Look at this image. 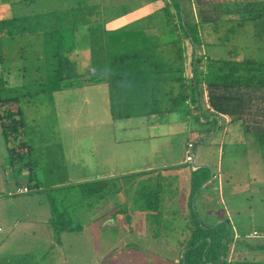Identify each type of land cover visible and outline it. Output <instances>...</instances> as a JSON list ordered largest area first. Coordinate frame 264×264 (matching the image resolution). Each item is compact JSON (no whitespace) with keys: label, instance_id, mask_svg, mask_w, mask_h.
I'll return each mask as SVG.
<instances>
[{"label":"rangeland","instance_id":"1","mask_svg":"<svg viewBox=\"0 0 264 264\" xmlns=\"http://www.w3.org/2000/svg\"><path fill=\"white\" fill-rule=\"evenodd\" d=\"M161 3L0 0V19L18 21L16 34L1 43L11 69L5 76L7 84L2 95L16 96L23 113L25 140L31 147L23 159L36 162L29 173L31 178L24 177L20 172L22 165L14 162L15 182L22 184L25 180L31 187L29 193L9 196L10 189L0 188V195L12 202L0 203V264H185L183 253L197 240L192 232L194 225L209 226L206 224L211 220L215 223L211 227L225 232L222 257L226 250L235 261H264V139L256 135L249 142L234 139L233 124L219 129L218 123L206 137L192 136L193 143L201 146L200 153L206 150L214 163L198 168L195 174L193 165L187 162L150 176L143 171L95 177L130 164L113 162L94 146L103 134L112 142L115 125L118 127L122 120V102L108 115L106 86L115 88L116 98V90L125 92L131 81L130 94L136 93L144 100L143 108L174 102L169 108L179 107L184 116L186 101L182 90L166 93V88L157 87L165 83L156 86L148 80L141 84V74L136 72L140 68L141 73L155 77L157 73L153 72L159 69L161 77H167L161 81L177 85L178 80L185 86L180 79L187 77L179 59L180 48L172 49V44L181 47L178 43H187L189 54L192 46L188 40L171 41L178 34H170L167 28L157 29L161 17L155 19L153 13ZM187 16L190 20L188 13ZM116 20L120 24H114ZM228 26L226 23L219 31L210 24L202 28L203 40L209 42L205 44L207 52L229 57L235 48L233 55L238 59L264 60V19L245 21L233 34ZM174 27L179 30L177 23ZM150 45L169 49L148 50ZM137 79L139 89L132 86ZM204 103L207 104L205 97ZM263 106L264 102H259L252 108ZM201 115L207 116V112L201 109ZM114 117L115 122L111 120ZM159 117L162 121L180 116L162 113ZM181 133L180 130V137ZM2 134L0 131V139L4 138ZM176 135L172 149L167 148V139L154 146L156 162L164 157L185 156V148ZM123 152L127 154V149ZM220 165L224 176L221 195L219 190L211 189L218 188L214 172L219 171ZM204 171L206 174L202 175ZM198 175L205 181L199 186L201 180L197 182L198 188H193L195 194L191 197L190 187ZM204 193L215 198L218 205L214 209L209 201H202ZM200 202L208 207L207 219ZM29 214L34 217L28 219ZM207 239L211 244V237Z\"/></svg>","mask_w":264,"mask_h":264},{"label":"trees","instance_id":"2","mask_svg":"<svg viewBox=\"0 0 264 264\" xmlns=\"http://www.w3.org/2000/svg\"><path fill=\"white\" fill-rule=\"evenodd\" d=\"M158 2H162V6L153 13L156 14V17L151 15V18L155 17V19L161 17H159L161 24L157 29L167 28L170 34H178V38L171 41L188 40L192 46L190 72L187 73L184 69L183 74L186 73L187 77L182 76L180 79L185 82L195 109H201V99L206 93L212 114L229 115L232 118L231 121H243L248 118L255 124L261 123L262 125L264 113L259 112L261 109L253 110L252 105L264 102V60L249 57L238 59L236 55H233V51H236L235 48L230 50L229 57L212 56L207 52L208 50H205V44L209 42L203 40L202 28L210 24L215 31H219L221 26L228 23L227 29L228 31L232 29L231 33L233 34L245 24V21L264 19V0H155V3ZM189 9L191 13H189ZM187 13L190 20H188ZM176 23L179 25V30L174 27ZM17 24V20L0 19V124L13 162L24 160V155L31 152V147L25 140L23 113L16 96L2 95L7 84L5 76L7 73H11V69L8 66L9 62L1 43L5 37H13L16 34L17 28L15 29V27ZM175 44L177 43L172 45L176 47ZM178 44L181 47H176V49L180 48L179 59L182 61L185 58V50L183 49V42ZM201 49H203L202 53H199ZM133 55L136 57L138 53H133ZM66 57L68 56H64V58ZM61 64L62 62L59 63V65ZM261 125L255 126L254 133L264 139V131ZM35 164V162L30 161L32 167ZM201 178L198 186L205 181V177ZM21 187H28L27 193L31 191L29 186H19L9 195L26 194L18 192ZM197 188L195 187V190ZM192 232L197 240L192 241L190 248L186 251L185 264H264V261L251 262L241 259L235 261L226 254V250L224 259L221 261L222 239L225 237V232L199 223L194 225ZM208 236L211 237V244L207 239ZM199 240L201 243L197 244ZM226 245L227 242H225V247ZM257 247L262 248L263 245ZM251 248L256 247L252 246Z\"/></svg>","mask_w":264,"mask_h":264},{"label":"crops","instance_id":"3","mask_svg":"<svg viewBox=\"0 0 264 264\" xmlns=\"http://www.w3.org/2000/svg\"><path fill=\"white\" fill-rule=\"evenodd\" d=\"M120 22V21H119ZM118 22V23H119ZM117 22H114V24ZM120 24V23H119ZM116 25V26H120V25ZM105 47H101V50L104 49ZM176 47L172 48L175 49ZM163 49H169V47H164V45H157L156 47H154L153 45H150V49L148 48V50H163ZM183 49L185 50L184 52V56L185 58H183L182 62H183V68H185V70L187 71V73L190 72V67H191V54H189V47L187 43H183ZM203 50V49H201ZM83 51V50H82ZM84 53V52H83ZM202 53V51L200 52ZM105 54V53H104ZM138 59V58H137ZM157 64V63H156ZM158 65H155L153 67H157ZM140 71H136L137 74H141V77L139 78V82L141 84H145L147 83V81L149 80L153 82L154 85H159V84H164V86H157V87H161V88H166L165 91L166 93L172 90H179V91H183L184 96L182 97L185 101H186V105L185 108L183 110V114L184 116H181L182 114V110L178 107H174V108H169V104H171L173 106L174 102L171 103H164V107H149L148 109L143 108L144 106V100L141 101V99L139 98L138 94L136 93H131L132 90L130 88L132 82L129 81L128 82V91L125 90V92L123 90L122 93H120L118 90H116L115 93H117V100H115L116 98L113 97V90L115 91V88L113 86H106V90L109 91V101L107 103L106 100V94L105 97H103V100L105 101V104L107 103V107L109 108L108 110H110V113L108 115L113 114L115 111H113L114 109H117V107L119 106L120 102H122V105L124 107V110L122 115H121V121L118 123V127L115 125L116 127V132L113 135V139L112 142L110 139H106V136L103 134V139L98 140L97 142H95L94 146L98 149V153L100 155H104L106 156L109 160L116 162L118 160H120V162H129V166H127V168L125 169H121L118 171H113V172H108L106 174H98L95 177H107V176H114V175H118V174H129V173H138V172H146L147 176L153 175V174H160V173H164L165 171H161L160 169H164V170H171L173 168H179L180 166H183L185 164H187L186 160V154L184 152V157L182 158V156H180L179 158H174L171 159L172 157L169 156V158H165L164 160L161 162H156V160L154 159V155L156 153H154V146L157 144H160L161 141L166 140V145L167 148L172 149L173 147V143H175V139H177V135L180 138V144L182 146V148H185V151L187 150L186 147L188 146V144L190 142H193L194 140L192 139V136L195 135H201L202 137H206V135H209L210 133H212V131L215 130V126L216 124L219 123V120L215 117L214 114H212V109L210 108L208 102L207 104L204 103V97L207 99V95L206 93L203 95L201 101H202V105H201V109L204 112H207V116H202L200 117V108L195 109V107L193 106V102H192V98L190 95V92L188 90V88L186 89V85L183 87V85H180L178 82V80H176L177 85L174 84L173 82L172 84H168L165 81H161L160 78H167L165 76L161 77V74L159 73V69L158 71H154L153 73H157V75L154 77L152 73H147V72H143L141 73V69L139 68ZM172 71V70H171ZM166 72V73H170ZM167 75V74H166ZM174 79V78H173ZM174 82V83H176ZM102 82H97L95 84H101ZM105 83V82H104ZM102 85V84H101ZM173 85V87H172ZM133 87L139 89L140 88V84L138 83V79L135 82L134 85H132ZM160 89V88H158ZM187 94V95H186ZM121 100V101H120ZM142 103V105H138ZM139 106V107H138ZM159 106V105H158ZM105 109L106 106H105ZM204 109V110H203ZM257 109H261L259 110V112L264 113V106L262 108H257ZM179 114V119H176L175 117L173 118H164L161 121V118L159 117L161 114ZM221 119V123L219 124V129L222 128V126H228L229 124H233V128L231 130V132L235 133L234 135V139H239L242 141H250L251 138H253L255 136L254 130L256 129V125H261V123L255 124L254 122L244 119L243 121H231L232 118L229 115L226 114H220L218 115ZM113 122L117 121L116 118L114 117ZM0 131L2 133V126L0 124ZM142 127L147 128L144 132L141 130ZM260 127V126H259ZM263 131H264V121L262 122L261 125ZM260 127V128H261ZM181 130V137L179 135V132ZM227 130V129H226ZM117 131L119 132V135L117 133ZM229 130H227L228 132ZM94 135V134H93ZM224 135V134H223ZM3 136V134H2ZM203 139V138H202ZM259 139H262L259 137ZM165 142V141H163ZM247 142V143H248ZM201 144V142H200ZM222 144H220V152H223V148L221 146ZM198 147V152L196 153V149ZM201 147V146H200ZM200 147L198 145H195V153H194V160L190 161V163L193 165V163H195L192 166V172L195 174V172L199 171L198 168L206 165V164H210L213 165V161H210L208 153L206 152V150H204L202 152V154L200 153ZM127 149V154H124V150ZM144 149L149 150V152H144ZM116 152H119L120 154H116L114 155ZM96 154V151H95ZM263 154V152L259 153V155ZM119 156V157H118ZM144 159V160H143ZM138 161H142L141 163L137 164ZM36 163V162H35ZM7 164L10 165L7 166ZM22 165L21 171L22 174L24 175V177H28L31 178V175L29 173H31V170L34 169V167H32V165H30V162L27 161L25 162V160L23 161H19L17 163V165ZM220 164V162H219ZM16 165V166H17ZM200 165V166H198ZM16 166L14 164V162L11 160L10 154L8 152V148H7V144L6 141L3 139H0V188L1 186H3L4 188H8L10 189L8 194L11 193V191H14L11 189L12 186L18 188L19 186H29L30 185L28 183H24L22 184H17V182H15V170H16ZM221 165L219 166V171L216 173L214 172V176L217 177L218 181H219V185L218 188L217 186H213L211 187V189L213 190L214 188L217 190H219V193L221 195L222 192H220V190L223 188L224 186V176H223V171L220 170ZM168 172V171H167ZM11 174V175H9ZM202 175H205L206 172H202ZM201 175V176H202ZM199 177H194L193 181H192V187L191 188V197L194 196L193 194V188L196 187L197 182H199L202 178H200V175H198ZM189 179V178H188ZM189 182V180L187 181V183ZM205 186V185H204ZM190 192V193H191ZM225 192V189H224ZM0 193H2L0 191ZM201 193V191H199L196 195L195 200L197 199V196ZM225 194V193H224ZM5 196V195H3ZM0 195V203H4V204H12L11 201H8L10 199H7L5 197H3ZM9 196H14V195H9ZM203 199L204 202H206L205 204L208 203L210 204V208L214 209L215 206H217V202L215 201V198H213V196L209 193H204L203 195ZM2 197V198H1ZM221 197V196H219ZM218 197V198H219ZM221 199V198H220ZM201 204L202 206L200 209L204 212V218L207 219L208 216L205 215V213L207 212V206H205ZM27 212L30 213V210H27ZM199 211V210H198ZM200 216V219H202V216ZM34 216H31L29 214L28 219L32 218ZM27 219V218H25ZM228 219V218H226ZM209 220V219H208ZM206 224V223H205ZM215 223L213 220L208 221L206 225L209 226H213ZM11 229L14 228V224L10 225ZM215 226V225H214Z\"/></svg>","mask_w":264,"mask_h":264},{"label":"built area","instance_id":"4","mask_svg":"<svg viewBox=\"0 0 264 264\" xmlns=\"http://www.w3.org/2000/svg\"><path fill=\"white\" fill-rule=\"evenodd\" d=\"M194 149H195V143L190 142L186 150V160L189 162L194 160ZM28 191H29L28 187H21L18 189V192L20 193H27Z\"/></svg>","mask_w":264,"mask_h":264},{"label":"water","instance_id":"5","mask_svg":"<svg viewBox=\"0 0 264 264\" xmlns=\"http://www.w3.org/2000/svg\"><path fill=\"white\" fill-rule=\"evenodd\" d=\"M195 58H196V55H195ZM193 76H194V73H193ZM198 95V94H197ZM200 112H201V110H200ZM215 117L219 120V124L221 123V119H220V117L218 116V115H215ZM198 152V147H197V149H196V153ZM195 163H193V165H194ZM198 166H200V165H198ZM183 256H185V251H184V253H183ZM223 259H224V256L222 257ZM184 263H185V260H184Z\"/></svg>","mask_w":264,"mask_h":264},{"label":"flooded vegetation","instance_id":"6","mask_svg":"<svg viewBox=\"0 0 264 264\" xmlns=\"http://www.w3.org/2000/svg\"><path fill=\"white\" fill-rule=\"evenodd\" d=\"M151 14H152V12H151Z\"/></svg>","mask_w":264,"mask_h":264}]
</instances>
